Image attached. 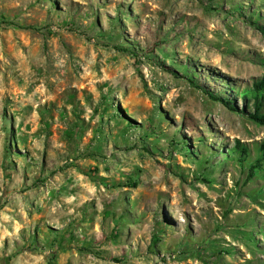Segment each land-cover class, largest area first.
Masks as SVG:
<instances>
[{"label":"rangeland","instance_id":"rangeland-1","mask_svg":"<svg viewBox=\"0 0 264 264\" xmlns=\"http://www.w3.org/2000/svg\"><path fill=\"white\" fill-rule=\"evenodd\" d=\"M264 0H0V264H264ZM248 149L240 163L232 153Z\"/></svg>","mask_w":264,"mask_h":264},{"label":"trees","instance_id":"trees-1","mask_svg":"<svg viewBox=\"0 0 264 264\" xmlns=\"http://www.w3.org/2000/svg\"><path fill=\"white\" fill-rule=\"evenodd\" d=\"M256 26V24H252ZM256 29L264 37V27L256 26ZM240 97L243 98L245 104V110H239L231 105L230 102L211 96V98L219 103L224 104L233 113L246 116L258 126L264 127V76L253 82L250 89H243L240 93ZM232 153L238 157L240 163H245L248 158V149L240 146L237 143ZM259 158L256 159L253 166H251V173L249 175L250 180L257 174V171L264 173V141L258 146Z\"/></svg>","mask_w":264,"mask_h":264}]
</instances>
